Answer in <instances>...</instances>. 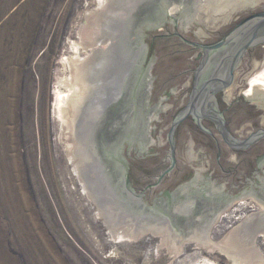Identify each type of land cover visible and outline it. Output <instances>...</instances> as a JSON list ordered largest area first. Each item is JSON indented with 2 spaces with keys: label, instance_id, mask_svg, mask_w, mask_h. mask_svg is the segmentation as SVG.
I'll list each match as a JSON object with an SVG mask.
<instances>
[{
  "label": "water",
  "instance_id": "1",
  "mask_svg": "<svg viewBox=\"0 0 264 264\" xmlns=\"http://www.w3.org/2000/svg\"><path fill=\"white\" fill-rule=\"evenodd\" d=\"M177 30L204 41L229 31L217 43L204 45L186 40ZM172 32L203 50L194 90L179 112L187 98L194 52H184ZM156 33L169 37H153ZM143 38L149 45L146 68L141 67ZM260 45H264V0L99 2L74 64L71 123L83 183L113 236L161 235L157 254L164 262H171L184 242L192 240L220 249L238 262L264 264L255 244L256 235L264 234V156L258 165L251 156L242 168L240 155L226 147V159L216 167L213 144L209 151L202 149L183 127L175 152L174 137L176 126L188 116L207 132L201 119H212L230 149L248 148L264 137V129L254 132L264 128V90L252 86V93L244 94L249 76L264 66ZM226 88V100L229 97L239 106L229 118L236 137L224 125L217 106L205 104L214 91ZM175 162L176 171L168 175ZM192 167L194 177L174 190L182 181L176 172L193 171ZM246 198L263 209L212 241L210 231L221 214Z\"/></svg>",
  "mask_w": 264,
  "mask_h": 264
},
{
  "label": "rangeland",
  "instance_id": "2",
  "mask_svg": "<svg viewBox=\"0 0 264 264\" xmlns=\"http://www.w3.org/2000/svg\"><path fill=\"white\" fill-rule=\"evenodd\" d=\"M97 4L0 0V264H236L221 250L192 240L164 262L157 254L162 237L151 232L117 241L84 191L53 93L58 76L68 72L61 55H72L69 39H76ZM257 204L234 203L210 239L220 240L263 209ZM255 242L264 257V234Z\"/></svg>",
  "mask_w": 264,
  "mask_h": 264
},
{
  "label": "flooded vegetation",
  "instance_id": "3",
  "mask_svg": "<svg viewBox=\"0 0 264 264\" xmlns=\"http://www.w3.org/2000/svg\"><path fill=\"white\" fill-rule=\"evenodd\" d=\"M169 22V21H166L164 26L166 25V23ZM236 24V23H235ZM234 24V25H235ZM233 27V26H232ZM231 27V28H232ZM230 28V29H231ZM155 29V28H154ZM229 29V30H230ZM225 31L224 33L220 34L215 40H211V41H204V40H193V39H190V38H187L185 37L182 33H180L178 30V32L182 35V37H184L186 40L188 41H191V42H195V43H201V44H204V45H209V44H214V43H217L219 40L222 39V37L229 31ZM160 31V30H159ZM171 34H173V37L175 38H178L180 40V42L182 43V47H185V49L183 50L184 52H194L192 53V68L189 70L191 72V82L189 84V89L187 90V98H186V101L185 103L182 104V106L178 109V112L181 110V108H183L185 105H187L188 101H189V98H190V95L191 93L193 92L194 90V87H195V77H196V73H195V70L197 69L198 67V64H200L202 58H203V50L195 45H192L190 43H187L183 40V38L177 36V35H174V32H172ZM165 35V36H164ZM169 33H156V34H153V37H169L168 36ZM145 36V35H144ZM172 36V35H171ZM149 42V41H148ZM143 44L146 45V48H145V53H144V58H143V62H142V68H146L148 67V65L145 67L146 63H147V55H148V50H149V45L148 43L144 40L143 38ZM260 46H264V45H260ZM251 50V49H249ZM248 50V51H249ZM198 53L197 56H194L195 53ZM248 53V52H247ZM246 53V54H247ZM245 58V56L243 57V59ZM242 59V60H243ZM150 66L152 65L149 64ZM236 72V70L234 71V73ZM141 75V74H140ZM142 76V75H141ZM247 84H248V81H247ZM233 85V84H232ZM231 85V86H232ZM230 86V87H231ZM229 88V87H228ZM224 89V90H217V91H214V97L212 100H207L205 102V104L207 106H209L210 108L213 109V106H217V110L219 112H222V117H223V120H224V125L226 126V128L234 135V137H236V134L235 132H233L232 130V126L230 124V116L235 114L239 109H238V104L235 102L233 103L234 101L233 100H230V98L228 97V99L226 100V96H227V89ZM174 91H177L176 89H172ZM210 91H212V88L210 87L209 89ZM245 91V90H244ZM151 94V92H150ZM150 97V95H149ZM148 97V98H149ZM166 99H164L163 101H165ZM148 103L150 104L151 103V99L149 98L148 99ZM212 106V107H211ZM177 112V113H178ZM176 113V114H177ZM175 117V116H174ZM201 123L202 125L205 127V129H207L209 132L201 129L198 125H196V122L194 121L193 117L191 116H188L187 118H185L183 121H181L175 128L174 130V137H175V143H176V148H175V152L177 151V143H178V132L180 131L181 128H185L187 129L188 131V134L190 135L189 138L192 139V141L194 143H196V145H199L202 149H205V150H211V147H212V144L215 146V162H216V167H222V164H223V161L226 159L225 158V155L223 151H226V147H227V150H230V151H233L235 154H239L240 155V159H241V162H240V166L242 168H244V166L246 165V160L247 159H250L251 156H255L254 159L258 165V162H259V158L264 156V149H261V146L264 148V137H262L261 139L257 140L256 142L252 143L248 148H245V149H230L228 147V145L226 144L225 140L223 139V136L221 135V133L219 132V130L217 129V126H216V123L210 119V118H202L201 119ZM260 129H264V128H260L258 127L254 132H257L259 131ZM170 130V129H169ZM252 133V132H251ZM249 136V135H248ZM248 136H246L245 138H247ZM167 137V136H165ZM244 138V139H245ZM168 142V141H167ZM124 149H126L128 152L131 150L128 145L126 144V147H124ZM124 149H123V154H124ZM128 155V154H126ZM126 155L124 154V156L126 157ZM128 158V157H126ZM177 162V161H176ZM175 162V163H176ZM168 167V166H167ZM166 167V168H167ZM260 169L261 167L258 166ZM165 168V169H166ZM176 168H177V163L174 167V169L171 171L170 174L168 175H171L173 174V172L176 171ZM193 171L192 170H188L186 168H180L176 173H179L181 174V179L182 181L178 182L174 188V190L179 187L181 184L187 182V181H190L194 175H195V168L192 167ZM244 170V169H243ZM166 175V176H168ZM128 176H129V173H128ZM165 176V177H166ZM164 177V178H165ZM179 177V178H180ZM254 177H257L256 173H255V176ZM163 178V179H164ZM157 179V178H156ZM163 179L161 180V182L163 181ZM160 182V183H161ZM174 182V181H173ZM159 183V185H160ZM129 186L132 187V183H131V180H130V176H129ZM252 186V185H251ZM157 187V186H156ZM155 188V187H154ZM135 189V188H134ZM152 189V188H151ZM256 189V187H255ZM257 190V189H256Z\"/></svg>",
  "mask_w": 264,
  "mask_h": 264
},
{
  "label": "bare ground",
  "instance_id": "4",
  "mask_svg": "<svg viewBox=\"0 0 264 264\" xmlns=\"http://www.w3.org/2000/svg\"><path fill=\"white\" fill-rule=\"evenodd\" d=\"M101 0H98V4ZM201 1V0H200ZM97 4V5H98ZM89 15V14H88ZM92 15V14H91ZM90 19H91V16L89 18V16H87V25L85 24V26H83L82 28L80 27V29L77 31V37L76 39L74 38H70L69 39V48L72 50V55H68L66 53H64L62 56V64L64 66V69H67L68 72L65 74V76H58L57 78V85L54 89V105H55V110H57V114H58V117L61 118L63 120V122H65V124H67V128H68V133H69V138L70 140L72 141L69 146L70 147H74L73 145V138H72V123H71V86H72V76H73V70H74V64H75V60H76V56H77V53H78V49H79V46H80V43L82 41V38L85 34V31L88 27V24L90 22ZM69 50V49H68ZM252 86H257L259 88H261L262 90H264V66L258 71L256 72L254 75H252V77H249L248 79V87H247V90L244 91V94L245 95H249L252 93ZM65 88V90H63L62 88ZM2 101V99H1ZM5 102V101H4ZM61 120V121H62ZM67 133V134H68ZM74 150V149H73ZM5 166V165H4ZM76 166V165H75ZM5 169V168H4ZM7 169V168H6ZM5 169V170H6ZM9 170V169H8ZM15 170V169H13ZM76 174H78V176L80 177V179L82 180V177H81V174H80V171H79V168L78 166L74 169ZM3 176V175H2ZM2 176H0V184L2 183ZM11 176V175H10ZM12 177V176H11ZM8 177H6L7 179ZM8 180V179H7ZM83 181V180H82ZM5 182V181H4ZM8 182V181H7ZM10 184V182H9ZM83 184V189L84 191L87 192L86 190V187L84 185V183L82 182ZM12 185V184H11ZM15 190V188H14ZM1 193V192H0ZM2 194V193H1ZM18 194V193H17ZM16 194V195H17ZM88 194V192H87ZM89 195V194H88ZM1 196V195H0ZM15 196V193H13V197ZM19 197V196H18ZM15 198V197H14ZM246 199H251V198H246ZM239 204H243L245 202V199L243 200H240L238 201ZM259 206V208H261V205L260 203L257 204ZM263 208V207H262ZM262 210V209H261ZM260 210V211H261ZM155 234V233H154ZM144 235V233L142 234H139V235H135V236H131L132 239H139L141 238L142 236ZM161 236V235H160ZM114 238L119 241V240H122V238H119V237H115ZM115 240V241H116ZM197 244V243H196ZM201 244V243H200ZM43 245V244H42ZM202 245V244H201ZM38 247V246H37ZM44 247V245H43ZM42 247V248H43ZM39 249H41L40 247H38ZM47 248V247H46ZM50 248V247H49ZM48 249V248H47ZM52 249V248H51ZM220 250V249H218ZM53 251V250H52ZM44 252V251H43ZM42 252V253H43ZM223 252V251H222ZM46 253V251H45ZM224 253V252H223ZM41 255V254H40ZM44 255V254H43ZM48 255V254H47ZM42 256V255H41ZM50 256V255H49ZM43 258V257H42ZM50 258V257H49ZM230 258V256H229ZM228 258V259H229ZM57 259V257H56ZM55 259V260H56ZM52 262L55 261L53 259H51ZM230 260H232V262L234 263H238V264H245V263H242V262H238L236 260H233L230 258ZM43 261V260H42ZM41 261V263H42ZM49 261V260H47ZM44 262V261H43ZM46 262V261H45ZM51 262V261H50ZM49 262V264H51ZM47 263V262H46ZM54 263V262H53ZM211 264V263H210ZM214 264V263H212Z\"/></svg>",
  "mask_w": 264,
  "mask_h": 264
}]
</instances>
